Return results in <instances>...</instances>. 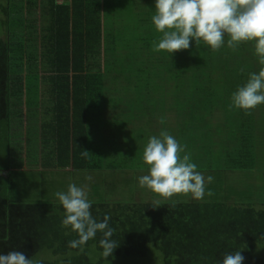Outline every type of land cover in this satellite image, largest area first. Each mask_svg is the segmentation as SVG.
Returning a JSON list of instances; mask_svg holds the SVG:
<instances>
[{"label":"trees","instance_id":"1","mask_svg":"<svg viewBox=\"0 0 264 264\" xmlns=\"http://www.w3.org/2000/svg\"><path fill=\"white\" fill-rule=\"evenodd\" d=\"M19 1L0 0V125L9 124L15 101L24 104L29 98L31 75L36 83L35 109L41 120L38 155L32 166L0 169V254L21 251L40 264H113L116 258L146 257L152 245L160 253V264H218L225 253L236 250L245 257L243 264H264V257L255 256L252 245L264 243V184L234 191L222 182H206L203 199L190 196L173 206L170 199H161L158 204L152 199L124 202L116 188L120 183L128 187L130 179L123 180L120 175L116 177L119 180L106 182L92 178L86 186L92 215L98 221L110 216L109 225L115 229L112 239L119 246L111 257L103 258L99 232L87 241L83 252L67 246L78 237L71 228L61 226L64 209L59 201L35 199L36 195L27 191L24 194L12 178L15 173L28 176L32 172L68 177L78 173H125V162L134 146L132 140L121 139L129 131L126 123H119L115 137L101 141L94 136L101 128L95 131L89 114L91 108L105 106L108 98L103 96L109 88L104 86V79L116 74L119 80L123 66L110 71L104 68L112 64L109 61L115 54L102 46V0ZM120 1L117 8L123 3ZM135 1L130 0V5L136 7ZM147 2L154 10L155 0ZM145 24L151 25V19ZM226 41L227 37L225 46L215 52L203 42L196 45L194 40L189 49L172 55L153 51L141 64L145 67L133 70L138 84L134 85L131 105L180 108V144L186 146L191 158L198 159L197 168L205 178L218 176L220 171L261 174L262 170L264 120H256L255 114L264 104L251 114L229 108L232 93L246 82L250 72L258 71V57L251 42L232 50ZM119 49L127 50L126 46ZM214 108L223 110L218 130L205 122ZM196 135L198 145L191 141ZM83 150L89 151L86 158L81 156ZM117 158L123 162L121 170L113 165ZM213 160L222 161L224 168L214 169ZM28 182L32 183L29 178ZM103 185H109L106 191Z\"/></svg>","mask_w":264,"mask_h":264},{"label":"clouds","instance_id":"2","mask_svg":"<svg viewBox=\"0 0 264 264\" xmlns=\"http://www.w3.org/2000/svg\"><path fill=\"white\" fill-rule=\"evenodd\" d=\"M151 21L161 34L153 41L155 52L167 51L172 55L189 49L193 40L196 45L203 42L214 52L225 46V37L227 47L232 50L241 43L251 42L259 69L250 72L246 82L232 93L229 108L251 114L253 109L264 104V0H155ZM160 122L164 123L163 117ZM185 148L166 130H161L158 136H150L142 153L147 172L138 177L139 186L163 200L177 195L203 199L206 182L211 183L213 177L205 178L197 171L190 153L181 155ZM88 153L83 150L81 156L86 158ZM207 195L211 196L212 192L208 191ZM54 196L64 209L61 226L71 228L78 237L70 240L67 246L83 252V246L99 232L102 233L99 240L101 256L105 259L111 257L119 246L112 239L115 229L109 225V215H105L102 221L93 217L86 186L69 183L66 191H57ZM159 199L155 203L158 204ZM175 203L173 201V206ZM244 259L241 250H236L225 253L218 264H243ZM0 264L40 262L26 257L21 251H10L0 254Z\"/></svg>","mask_w":264,"mask_h":264},{"label":"rangeland","instance_id":"3","mask_svg":"<svg viewBox=\"0 0 264 264\" xmlns=\"http://www.w3.org/2000/svg\"><path fill=\"white\" fill-rule=\"evenodd\" d=\"M122 1V0H121ZM120 1V2H121ZM19 0H13L14 4H18ZM152 6L149 4V2H146V0H143V2L137 5V7H143L137 9L134 5H130V0L127 1V3H122L119 13H113L114 15L110 18L112 21L116 24L114 27V24L111 23L110 26L112 28L117 27V31H113L112 36L115 38V42H111L109 44V48L111 51L113 50L115 56L110 59L109 66H104L106 70H112L119 68L120 66H123V68H120V70L123 72V75H121L119 80L116 79V74L114 76L108 77L105 80L104 86L109 88L108 92H105L103 99L107 97V101H104V107L103 108H136V105L131 103L133 102V98L135 96L134 93V85L137 83V77L134 74L133 70L135 71V67L141 68L144 65H141L145 60L147 61L146 57L151 52H153V41L156 40V36L160 37L159 32L156 31L154 28L155 26L153 24H145L149 18L151 19L152 15L154 14V10L150 9L149 7ZM140 11V12H139ZM139 12V13H137ZM2 16H0L1 19ZM3 18V17H2ZM152 22V21H151ZM150 26V29L148 28ZM108 27V26H107ZM147 28V29H146ZM155 29V33H154ZM158 35H157V34ZM124 46H128L130 49H123L120 50V48H124ZM132 49V50H131ZM133 53L132 59H129L127 55L129 52ZM112 52V53H113ZM118 54L122 57H119ZM119 59L117 61L116 59ZM118 63H122L123 65H118ZM145 63V62H144ZM119 66V67H118ZM145 67V66H144ZM110 73V72H109ZM126 73V77L124 79V74ZM34 76H30L28 79V85L30 89V96L26 100V102L23 104L21 101L14 102V105L11 107V114H10V120L9 124L6 126V122L1 123L0 125V169L6 168V166H9L11 169H20L25 166L31 167L32 162L38 155L36 150L38 148V124L39 120H41V114L36 111V104L34 91H35V81ZM129 79V80H126ZM112 95H111V93ZM137 94V93H136ZM40 101H43L44 99L41 98ZM16 103V104H15ZM131 105V106H130ZM101 107V106H99ZM97 108V107H96ZM199 113V112H198ZM258 114V115H257ZM257 115L258 121H261L260 118H263L264 120V108H259L256 111L255 116ZM171 119V118H170ZM170 122H172V119L168 121V124L166 125L168 131L171 135H173L179 142L182 141L180 136V128L175 127V125H171ZM182 125V123H181ZM198 131H200L199 126H196ZM193 129V127H192ZM213 129L218 130L219 127L216 126ZM162 129H159L156 132L161 131ZM134 131V130H133ZM138 133H142V130H137ZM155 132L154 129H146L143 132V135L150 133L151 136H153V133ZM211 136H214V134L210 133ZM197 135L195 138L192 136L191 141L193 143H196L197 145ZM132 138V137H131ZM216 138V137H215ZM212 137V139H215ZM126 141V138H121ZM190 139V138H189ZM134 146L132 147V155L129 157V161L125 162V173H122V179L131 180V184L128 187H124V184H119L117 186V190L119 192V198L122 199V201L125 202V200H136V201H146L147 199H152L154 201L158 200L159 198L152 193L147 188H141L138 184V177L146 174L147 167L142 161V153L145 144L147 143L146 138L139 139V136H136L134 138L133 142ZM9 146H8V145ZM195 145V146H197ZM142 148V150H141ZM217 149V148H216ZM188 152H185L183 154H187ZM181 154V155H183ZM117 155V154H114ZM120 157V156H118ZM215 159V158H214ZM198 160V159H197ZM195 160V158H191V162L198 164V161ZM216 160V159H215ZM215 160L211 161V165L214 169H221L224 166V163L222 161L215 162ZM260 162V168L262 169L259 174V172H246V171H234V170H228L227 172L220 171V175L213 176L214 182L217 183H224V185H227L226 187H233L234 191H241L243 188L248 187L249 185H252L253 187H257L261 184H264V181H262L264 175V154ZM207 162V161H206ZM205 162V163H206ZM121 164L123 162L119 160L118 158L114 161L113 165L117 167V169L121 170ZM31 165V166H30ZM224 168V167H223ZM34 169V168H31ZM197 171L200 172V170L197 168ZM204 174V172H201ZM16 175L12 178V180L17 184V187L19 189H24L23 192L26 194V191L30 193V195L35 196V199H46V200H58L54 193L57 191H66L67 186L69 183H74L77 186H83L84 183L86 186L89 184L86 183L87 177L96 178L94 174L89 173H78L75 176H64L60 175V173H55L52 175V173H34L32 172L31 175H25L24 173L19 174L15 173ZM37 174V175H35ZM40 174V175H38ZM208 175L207 173H205ZM261 175V176H260ZM260 176V177H259ZM115 176L113 179L119 180L121 178H116ZM29 181L32 182L29 184ZM111 179V180H113ZM86 180V182H85ZM98 181V180H97ZM98 183V182H96ZM121 185V186H120ZM104 190L109 185H103L101 186ZM124 187V188H123ZM101 188V189H102ZM111 186L109 189H112ZM106 191V190H105ZM111 193V192H110ZM262 193V192H261ZM190 198V195H177L171 198L170 200L175 201H187ZM90 200V198H88ZM161 200V199H159ZM254 248V255L257 257H264V243H252ZM161 258L160 253L154 248V246H150L148 250V254L146 257L140 258V257H125V258H116L113 260V264H160Z\"/></svg>","mask_w":264,"mask_h":264},{"label":"crops","instance_id":"4","mask_svg":"<svg viewBox=\"0 0 264 264\" xmlns=\"http://www.w3.org/2000/svg\"><path fill=\"white\" fill-rule=\"evenodd\" d=\"M68 0H57L58 3H64ZM127 0H123L125 3ZM129 1V0H128ZM148 0H146L147 2ZM136 2V1H135ZM142 3L143 0H138L137 5ZM103 4V11L104 14L102 16V22L104 26V41H102V46L103 49L106 47H109V44L111 42H115V38H113L112 33L113 31H117L116 28H112L110 26L111 23L113 22L112 19L110 18L113 16V13H119L120 8H117V0H102ZM121 7V6H119ZM137 7V6H136ZM143 8V7H141ZM139 10V7H137ZM109 12L106 14V11ZM112 10V11H111ZM140 12V11H139ZM138 12V13H139ZM108 26V27H107ZM116 24H114V27ZM128 48V46L126 47ZM132 50V49H131ZM132 56H131V55ZM115 56V55H114ZM129 59L134 58L133 53H129L127 55ZM213 109V108H209ZM215 110H212V115L207 117L206 121H209L207 123H210L213 127H216L217 125H220L223 122L222 118V113L223 110L222 108H214ZM204 111V110H203ZM91 114V120H93V128H95V131L97 128H101V131L99 133H95V137L98 139L104 140V139H111L113 136H116V130L117 127L121 124L120 122L126 123V128L129 130L123 138L128 139L129 141L134 142V138L136 136H139V139L146 138V141L148 138L151 136L150 133H147L143 135L144 130L146 129H154L155 132L153 135H159L158 131L159 129L165 130L167 127L166 125L168 124V121L172 119V122H170L171 125H175V127L180 128L181 123H182V116H181V109L179 108H91L90 113ZM164 118V123L162 124L161 118ZM171 118V119H170ZM119 121V122H118ZM196 128V127H195ZM134 130V131H133ZM137 130H142V133H138ZM124 135V133H123ZM122 137V136H121ZM132 137V138H131ZM98 144V142H97ZM105 173V174H104ZM94 175L96 176L95 181L99 180V178L102 179V182L105 180L106 181H112L111 179L114 178L115 176L120 175L122 177V173L120 174L119 172L115 174H108L107 172H102V175L97 174L94 172ZM119 176V177H120ZM106 177V178H104ZM87 183V182H86ZM83 186H86L85 184Z\"/></svg>","mask_w":264,"mask_h":264}]
</instances>
